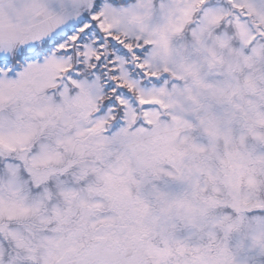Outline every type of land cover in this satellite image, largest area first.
I'll list each match as a JSON object with an SVG mask.
<instances>
[{"label": "snow or ice", "instance_id": "1", "mask_svg": "<svg viewBox=\"0 0 264 264\" xmlns=\"http://www.w3.org/2000/svg\"><path fill=\"white\" fill-rule=\"evenodd\" d=\"M0 264H264V0H0Z\"/></svg>", "mask_w": 264, "mask_h": 264}]
</instances>
